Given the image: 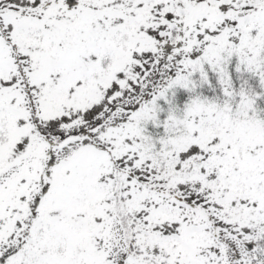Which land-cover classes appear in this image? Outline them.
<instances>
[{"label": "snow or ice", "instance_id": "1", "mask_svg": "<svg viewBox=\"0 0 264 264\" xmlns=\"http://www.w3.org/2000/svg\"><path fill=\"white\" fill-rule=\"evenodd\" d=\"M0 264H264V0H0Z\"/></svg>", "mask_w": 264, "mask_h": 264}]
</instances>
